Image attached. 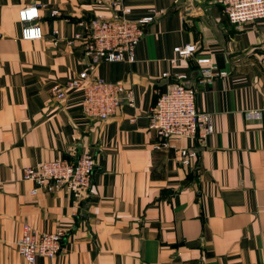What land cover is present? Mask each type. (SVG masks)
I'll return each instance as SVG.
<instances>
[{
	"label": "crops",
	"instance_id": "1",
	"mask_svg": "<svg viewBox=\"0 0 264 264\" xmlns=\"http://www.w3.org/2000/svg\"><path fill=\"white\" fill-rule=\"evenodd\" d=\"M122 2L131 20L161 14L133 61L88 70L134 93V107L121 103L99 120L86 115L81 90L59 100L49 90L88 68L75 38L81 22L112 9L101 0H0V264H264V18L239 29L211 0ZM25 5L38 7L41 39L22 38ZM188 43L226 75L205 83L193 58L172 63L174 47ZM170 83L194 89L212 114L213 132L189 165L178 159L189 140L155 148L147 126ZM82 152L96 163L82 200L65 188L32 193L24 167ZM23 223L64 229L61 251L27 262L16 249Z\"/></svg>",
	"mask_w": 264,
	"mask_h": 264
},
{
	"label": "built area",
	"instance_id": "2",
	"mask_svg": "<svg viewBox=\"0 0 264 264\" xmlns=\"http://www.w3.org/2000/svg\"><path fill=\"white\" fill-rule=\"evenodd\" d=\"M112 9L110 17L98 15L93 17L85 32L77 34L76 39L84 40V55L91 61L86 70H82L64 83L53 85L49 92L56 99H63L73 90H81V104L90 118L107 120L121 103L134 107L135 99L132 88H126L120 83L106 81L91 75L92 70L101 61H128L134 59L135 48L144 34L145 27L160 14L154 8L149 14L136 20L126 17L129 8L124 7L122 0H101ZM221 6L227 21L241 29L264 18V0H211ZM54 15L57 14L53 10ZM19 18L25 24L22 28V38L36 40L42 38V28L36 22L38 18L37 5H25L19 11ZM176 58H193L200 70V81L211 83L216 77L226 75L219 71L210 56H197L196 43L176 46L173 49ZM163 73V77H169ZM178 75L177 79H183ZM158 98L147 114V126L155 131L159 141L155 148L168 147L172 138L187 139L192 145L179 151V163L189 165L197 156V146L213 132L212 114L200 109L196 104L194 89L179 83H170L165 89L157 91ZM94 156L82 152L74 159L55 158L41 161L35 166L23 168L25 179L35 183L32 193L38 189L54 192L58 188L71 190L82 200L89 192L93 171ZM66 236L64 229L54 232H39L29 223H23L16 249L27 262L33 263L37 256L55 257L62 249Z\"/></svg>",
	"mask_w": 264,
	"mask_h": 264
}]
</instances>
